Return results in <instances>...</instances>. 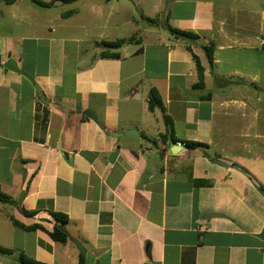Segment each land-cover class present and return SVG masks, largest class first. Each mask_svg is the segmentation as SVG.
I'll use <instances>...</instances> for the list:
<instances>
[{
	"label": "crops",
	"instance_id": "crops-1",
	"mask_svg": "<svg viewBox=\"0 0 264 264\" xmlns=\"http://www.w3.org/2000/svg\"><path fill=\"white\" fill-rule=\"evenodd\" d=\"M77 1L63 10L0 0V64L15 60L40 88L0 66V190L14 201L0 202V246L12 251L0 253V264H20V252L45 264H77L74 244L47 233L52 212L66 215L86 264H264L257 191L264 187V111L248 89L264 90V6L174 0L163 7L164 24L193 32L196 41L146 24L139 37H119L135 40L108 59L100 57L102 42L117 40L123 26L139 28L138 21L119 0ZM209 44L212 66L203 49ZM187 47L204 69L202 87L193 86ZM250 51L249 71L239 63ZM151 88L175 137L207 149L166 154L172 140L159 138L166 126L160 109L148 110ZM255 148L257 160L246 157ZM11 219L45 231L21 230Z\"/></svg>",
	"mask_w": 264,
	"mask_h": 264
},
{
	"label": "trees",
	"instance_id": "trees-1",
	"mask_svg": "<svg viewBox=\"0 0 264 264\" xmlns=\"http://www.w3.org/2000/svg\"><path fill=\"white\" fill-rule=\"evenodd\" d=\"M6 4H11L14 2V0H3ZM32 4L38 6V7H43V8H50L52 7L55 3H62V4H69L72 2H75L77 0H28ZM145 21L150 24V25H156L157 20L155 18H144ZM164 29L174 36L177 39H183V40H189V41H196L198 39V36L194 34L193 32L186 31V30H181L177 28H173L168 25V23H165L163 25ZM135 38H129V39H117L115 41H110V42H102L104 45L105 49L100 52V57L101 58H108V59H119L120 55L118 53V49L125 43H131L134 41ZM138 41V40H136ZM207 61L210 66L213 65V52H214V47L213 44L205 45L203 46ZM187 50L191 53L192 58L195 63L196 67V72H197V82L193 85L196 88L202 87L203 86V77H204V69L202 65L200 64V61L196 55L193 54L192 50L190 47H187ZM147 107L149 111H153L155 108L160 109V111L164 114L165 109L161 100L160 95L158 94L157 90L155 88H151L148 92L147 96ZM164 123L166 126V132L164 134H160L159 138L163 141H167V136H169V139L172 140L173 142H181L184 144L185 148L188 150H193L196 148H201V149H207L208 145L201 143V142H194V141H189V140H178L173 132V126H172V121L168 115L163 116ZM154 144L155 142L152 141ZM205 157H208L207 153H204ZM198 185L202 184H209L208 180H200L197 181ZM258 188L263 189L264 187L259 186ZM0 202L3 204H8V205H13L14 201L6 194H4L0 190ZM22 214L26 217H32L34 215L33 212H29L26 210H22ZM51 216L53 217L55 224L53 226V229L51 232H47L49 237L60 244H65L68 242V234L65 229V225L67 224V217L66 215L58 212H52ZM11 222L13 226L24 230V231H34V230H41L45 231L43 226L41 224H30V225H24L20 222H18L15 219H11ZM0 253L1 254H11L12 251L10 249L4 248L0 246ZM18 262L20 264H45L43 262H39L36 260H33L29 257H27L23 253H19L17 256ZM77 264H86L85 263V257L84 255H81L80 253L78 254V261Z\"/></svg>",
	"mask_w": 264,
	"mask_h": 264
},
{
	"label": "rangeland",
	"instance_id": "rangeland-1",
	"mask_svg": "<svg viewBox=\"0 0 264 264\" xmlns=\"http://www.w3.org/2000/svg\"><path fill=\"white\" fill-rule=\"evenodd\" d=\"M25 1L29 2L28 0H25ZM91 1H93V0H91ZM119 1L121 2V4L125 5L124 8L126 9V11L125 10L122 11L123 14L125 16H128V17L130 15H132V17H134L138 21L139 28H134V27H131V25H127V26H123V27L117 29L115 31V34H113V35L114 36L118 35V39H120L119 37H128V36L139 37L141 27L143 25L148 24L145 21L144 17L155 18L157 20L156 24L159 23V24L163 25L165 21H164V18H163L162 15L164 13H166V12H164V13L162 12L163 7L165 5H167V10H168L169 9L168 5H171L174 2V0H119ZM123 1H125V2H123ZM81 2H83V1H76L75 4H81ZM258 2L260 4L258 6H260V7L264 6V3H263L264 0H259ZM78 6L80 7V5H78ZM58 7L62 8L63 10H65L66 8H68V5H65V4H62V3H58ZM58 13H59V10H58ZM161 30L164 33L165 32L168 33L164 29V27ZM263 44H264V40H263ZM241 54H242L241 55L242 59H241V61L239 63L240 66L243 69H245V70L249 69V71H250V69H252V64H250V65L246 64L245 59L247 61H252L253 60V56H254V52L250 51V52L241 53ZM42 56H43V54H42ZM259 57H260V63H259V67H260V82L259 83H260L261 86L264 87V77H263V73H264V45H263L262 48H260ZM156 62L159 65L162 64L163 61H162V57H161L160 54L158 55V59H157ZM225 69L226 68H224V65H223L221 70H225ZM256 85H249L248 86L249 92L251 94L250 96H251V98H253V96L256 95L255 97H257V100L254 101L255 106H258L260 109H263V111H264V90L257 89ZM257 87L259 88V86H257ZM250 152H251V154L247 155L246 157L249 156L252 160L253 159L257 160V158H258V156H257L258 155L257 154V148L252 149ZM208 155H212V154L208 153ZM7 210L10 211L11 209L9 207H7Z\"/></svg>",
	"mask_w": 264,
	"mask_h": 264
},
{
	"label": "water",
	"instance_id": "water-1",
	"mask_svg": "<svg viewBox=\"0 0 264 264\" xmlns=\"http://www.w3.org/2000/svg\"><path fill=\"white\" fill-rule=\"evenodd\" d=\"M0 66L6 68L7 70H9L11 72H14V73H17V74L22 75L31 84L34 85V88H35L36 91L40 92V88L37 86V84L35 83V81L29 75H27L26 73H24L23 71H21L17 67V63L15 62V60L8 59L5 63L0 64ZM83 113L85 115L89 114L92 117V119L95 120V114L92 111L85 110ZM125 134L137 136V133L134 132L133 130H128V131L125 132ZM154 149H156V148H154ZM182 149H184V145L183 144H181L180 142H173V141H171V142H169V148L166 151V154L167 155H174V154H176L178 151H180ZM257 191L264 198V190L263 189H260V188H257ZM209 215L210 216H213V217H220V216H222V214H219V213H212V214H209ZM68 239H69L70 242H72L74 244V246L76 247V249L78 250V252L81 255H85V248L82 246V244H80L77 240H75V239H73L71 237H68Z\"/></svg>",
	"mask_w": 264,
	"mask_h": 264
},
{
	"label": "built area",
	"instance_id": "built-area-1",
	"mask_svg": "<svg viewBox=\"0 0 264 264\" xmlns=\"http://www.w3.org/2000/svg\"><path fill=\"white\" fill-rule=\"evenodd\" d=\"M184 145V144H183Z\"/></svg>",
	"mask_w": 264,
	"mask_h": 264
}]
</instances>
